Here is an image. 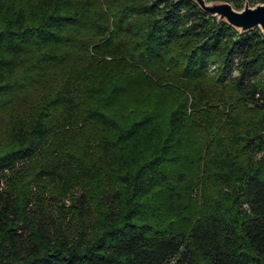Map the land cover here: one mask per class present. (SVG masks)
Instances as JSON below:
<instances>
[{"label": "trees", "instance_id": "16d2710c", "mask_svg": "<svg viewBox=\"0 0 264 264\" xmlns=\"http://www.w3.org/2000/svg\"><path fill=\"white\" fill-rule=\"evenodd\" d=\"M0 141V264H264L258 28L193 0H0ZM30 164L94 187L77 232L28 216Z\"/></svg>", "mask_w": 264, "mask_h": 264}, {"label": "rangeland", "instance_id": "374dc122", "mask_svg": "<svg viewBox=\"0 0 264 264\" xmlns=\"http://www.w3.org/2000/svg\"><path fill=\"white\" fill-rule=\"evenodd\" d=\"M215 2V1H213ZM220 2V1H219ZM210 3V2H208ZM246 2L242 3L240 8H233L237 11L244 9ZM250 7L254 4L248 3ZM3 147V143L0 141V149ZM29 173L24 178L25 184L24 192L29 198V206L27 207V214L31 218L34 216H42V220L47 221L50 225L56 229H72L77 232V228L82 222L81 214L75 210L70 200L72 197L78 198L80 193L86 192L88 196H97L96 191L92 185L84 182L83 180H74L70 184L65 185L58 182H52L49 180L36 179L34 178V165H28L25 167ZM92 212L91 218L89 219L90 225L93 227L97 226L100 218L99 212L101 208L95 199H91ZM44 216V217H43ZM48 219H46V217Z\"/></svg>", "mask_w": 264, "mask_h": 264}, {"label": "water", "instance_id": "95a60500", "mask_svg": "<svg viewBox=\"0 0 264 264\" xmlns=\"http://www.w3.org/2000/svg\"><path fill=\"white\" fill-rule=\"evenodd\" d=\"M205 13L217 17L220 21L236 29L240 33L260 29L264 34V4L250 7L245 4L242 11H237L227 2H210L193 0Z\"/></svg>", "mask_w": 264, "mask_h": 264}]
</instances>
